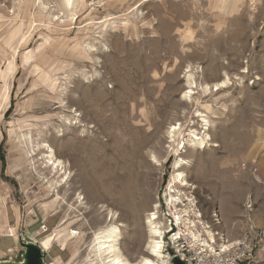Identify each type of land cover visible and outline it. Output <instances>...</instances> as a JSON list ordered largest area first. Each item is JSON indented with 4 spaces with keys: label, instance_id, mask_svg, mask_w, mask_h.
<instances>
[{
    "label": "rangeland",
    "instance_id": "rangeland-1",
    "mask_svg": "<svg viewBox=\"0 0 264 264\" xmlns=\"http://www.w3.org/2000/svg\"><path fill=\"white\" fill-rule=\"evenodd\" d=\"M188 66L196 84L229 83L189 98ZM5 97L0 205L34 214L26 233L50 235L47 264H67L71 242L72 264H85L102 206L122 212L120 245L133 260L153 211L168 264L171 234L187 222L203 239L237 240L247 218L264 235V0H0ZM43 144L67 163L65 182L44 168ZM177 192L185 207L172 203ZM42 223L48 233L35 236ZM21 238L31 240L0 237V261L21 260ZM256 255L264 261V239Z\"/></svg>",
    "mask_w": 264,
    "mask_h": 264
},
{
    "label": "bare ground",
    "instance_id": "bare-ground-1",
    "mask_svg": "<svg viewBox=\"0 0 264 264\" xmlns=\"http://www.w3.org/2000/svg\"><path fill=\"white\" fill-rule=\"evenodd\" d=\"M226 1L227 0H223V7L225 6ZM66 5L70 6V0H66ZM189 68H190L189 66L186 67V69H187L186 73L188 74L186 76V86L189 87V90H190L189 92L187 91L188 92L187 96L189 98L191 97V95H193V91L191 92V90H193V89L198 88L202 94L210 95L212 93L214 94L216 92L221 91L222 89H225L229 83L228 78H226L222 82L215 83V84H196L193 80V76H192L193 74L190 75V69ZM5 100H6V97H5L3 102L1 101L0 109L3 108V103H5ZM55 100H56V98H55ZM198 101L199 100H197V102ZM206 108H208V106ZM49 119H51V118H49ZM202 121L205 122L208 126L209 122L205 120V117H202ZM180 130H181L180 125H174V126L170 127V129L168 130V134L173 135L174 133L178 132V136H179ZM26 134H30V130H26L25 134L23 133L22 136L24 137V135H26ZM172 138H173V136H172ZM201 143H203L202 140L200 142H198V144H201ZM41 149H43L44 168H47L48 172H50L51 175L52 174L60 175L61 176V181H59L60 183L65 182L68 178V172L66 169L67 163L65 161L57 158L55 151L50 146L43 144L41 146ZM8 160H9L8 161V170L11 171L12 170L11 167L13 164L11 162L10 156H9ZM183 165H185V163L180 161V162L175 164V169L178 170ZM31 168H32V166H31ZM176 177H177V181L180 183L179 184L180 187L194 188V186H192V185L188 184V182H186L183 173L178 172L176 174ZM49 181H51V180H49ZM53 183L54 182H52V184H50V187H53L56 184L55 183L53 185ZM59 184H58V186H59ZM171 201L173 204L175 203V205H180L181 207L184 206L182 204V200L180 199V193L179 192H177L176 196H171ZM172 203H171V205H172ZM169 204H170V202H169ZM102 207L104 209V211H103L104 212L103 227L99 229V232L94 234L93 238L90 241V244L88 245V250L90 249V251H87L88 258H85V260L83 261L85 264H168L169 260L163 253V244L164 243H163L162 224L159 221H157V216H155L156 213L154 211L151 212L150 214H147L146 222L144 223V225L147 228V234H148L146 245L144 247V250L142 251L144 253L141 256H139L138 258L133 260V259L127 258V256L124 255V252L122 251V248L120 245V237H121L122 232H123L122 229L125 228L124 223L120 222V219L122 217V214H121L122 212L118 213L117 211H114L113 209L108 208V206H102ZM189 224H191V226L194 227V225H192L191 222H187L183 226L186 228V225H189ZM198 224L200 226L203 225V224L201 225V223H199V222H198ZM176 225H178L177 222H176ZM192 227H189L187 231L189 232V234L191 235L193 240L196 241L197 244H200L201 247L206 246V247L211 248L212 247L211 243L214 240V236L210 232H206L207 239H203L199 235V233H197V231H195V229H192ZM58 229H56L55 234H58V233L61 234V231H59ZM4 233L6 235H8V237H14L15 239L17 237L15 230L13 228H9ZM49 236L50 235L42 238L39 241V243L41 245L40 247L43 248V250H45V251H48L49 248L51 249V246H52V240L48 239ZM64 239L67 242L66 235L64 236ZM64 248H68V250L70 252V258H69V262L67 264H72L75 261V258L77 256V250L73 248L72 242L70 244H67V246ZM92 257H94V259H92Z\"/></svg>",
    "mask_w": 264,
    "mask_h": 264
},
{
    "label": "built area",
    "instance_id": "built-area-1",
    "mask_svg": "<svg viewBox=\"0 0 264 264\" xmlns=\"http://www.w3.org/2000/svg\"><path fill=\"white\" fill-rule=\"evenodd\" d=\"M245 166V165H243ZM256 172L253 170V173ZM264 193V188H263ZM251 197L248 196L244 207L247 211L253 208L250 202ZM219 216H214V226L220 224ZM247 218V229L242 236L233 241H228L226 237L219 232L214 233V240L210 247H201L193 240L186 229L179 228L176 233H172L170 242L172 245V257H178L185 264H264V261L257 257V252L263 244V232L252 226ZM40 233L35 236H42L48 233L46 224L42 223ZM72 230L71 234H74ZM38 246L40 243L34 242ZM41 246V245H40ZM39 246V247H40ZM43 255L47 251L41 248ZM45 261V256H44ZM47 264V262H45Z\"/></svg>",
    "mask_w": 264,
    "mask_h": 264
},
{
    "label": "crops",
    "instance_id": "crops-1",
    "mask_svg": "<svg viewBox=\"0 0 264 264\" xmlns=\"http://www.w3.org/2000/svg\"><path fill=\"white\" fill-rule=\"evenodd\" d=\"M0 106H1V102H0ZM19 214V213H18ZM20 217H18L16 215V211H12V213L7 212L6 207L0 205V237H8V235H6L4 232L6 231L5 228L8 226L9 228H15L16 231H18V234H20V237H24V236H28V238H30V241H34V242H38L37 240L34 239V237H31L30 235H28L26 232L28 230V228H30L33 224H35L36 222H32V221H28L27 220V216H32L31 213L26 214V215H20ZM36 219V218H35ZM11 221L13 222V224H10ZM19 222V227L15 226L17 225V223ZM18 227V228H17ZM8 228V229H9ZM7 229V230H8ZM4 230V231H3ZM24 231V232H23ZM40 233V230H36V235ZM17 234V236H18ZM10 238V237H9ZM17 241V240H16ZM8 245V243H6ZM53 244V243H52ZM40 246V245H39ZM52 247V246H51ZM62 250V249H61ZM49 251V250H48ZM15 253V252H12ZM11 253V254H12ZM48 254L44 255L45 258L47 257ZM53 261H58L60 262L58 259L57 260H53Z\"/></svg>",
    "mask_w": 264,
    "mask_h": 264
},
{
    "label": "water",
    "instance_id": "water-1",
    "mask_svg": "<svg viewBox=\"0 0 264 264\" xmlns=\"http://www.w3.org/2000/svg\"><path fill=\"white\" fill-rule=\"evenodd\" d=\"M19 244L23 249L21 260L19 262L0 261V264H46L44 261V255L36 243L21 238ZM169 254L172 256L171 251ZM170 262L171 264H185L178 257H172Z\"/></svg>",
    "mask_w": 264,
    "mask_h": 264
}]
</instances>
